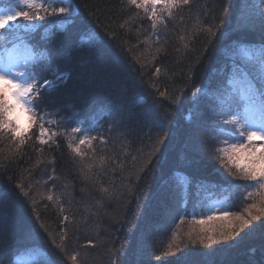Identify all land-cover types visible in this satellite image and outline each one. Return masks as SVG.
<instances>
[{
  "label": "trees",
  "instance_id": "1",
  "mask_svg": "<svg viewBox=\"0 0 264 264\" xmlns=\"http://www.w3.org/2000/svg\"><path fill=\"white\" fill-rule=\"evenodd\" d=\"M9 1L0 0V6ZM59 2L71 5L69 16L49 17L45 22L19 20L11 22L17 25L14 29L0 30V46H6L10 38L12 41L24 38L40 53L47 68L42 73L43 79L53 81V87L45 93L44 103L39 107L54 113L50 117L53 122L46 127L49 134L57 133L52 138L55 142L50 140L43 146L34 133L30 144L20 149L12 147L14 151L7 152L0 148V264H14L16 258L30 252L40 254L35 264H73L71 256L85 242L90 251L89 264H112L115 257L119 264H180L178 258L184 254L179 257L174 254L172 259L163 256L164 243L172 237L176 221L198 215L214 200L223 202L226 211L237 216L264 196L261 189L242 187L254 182L222 178L216 163L205 160L195 146L198 130L208 136V143L213 144L212 136L221 141L232 140L231 135L214 131L209 122L213 110H219V101L202 97L194 113L195 121L184 118L193 107L192 92L202 81L210 79L215 83L228 75L232 65L222 55L226 46L237 40L260 44L264 34L240 26L237 20L240 0L232 4L222 34L211 44L209 34L201 29L215 30L221 23L226 0H191L190 5L174 9L171 19L164 13L166 25L159 24L156 30L145 12L129 7L127 0ZM247 3L249 16L264 11L259 0ZM42 12L43 9L40 14L44 15ZM190 12L195 21L193 27L185 21ZM175 25L187 29L181 34L179 48L175 49L173 42L156 40L159 34L175 29ZM92 29L99 32L95 41L90 35ZM150 45L154 48L156 67L161 69L159 74L154 73L151 64L145 67V59L140 57L142 64L139 58L143 47ZM160 92L169 97L182 93L181 104H169L160 97ZM153 106L163 128L145 115ZM70 122H83L82 127L97 122L104 138L113 133L118 138L114 146L107 147L116 149L117 159L108 163L105 170L108 177L100 183L101 186L109 183L107 189L113 193L111 198L101 194L102 213L64 208L66 202L57 197V190L52 201L46 198L40 203L39 199H33L36 205H32L31 191L39 174L42 173L43 179L52 173L65 174L77 181L73 170L76 159L68 144L71 142L75 147L79 142ZM164 129H170V135L163 144H158ZM157 147L160 151L153 155ZM141 168L145 170L141 172ZM137 175L142 178L137 180ZM17 183L23 185L27 196L16 188ZM181 186L185 187L183 204ZM249 192L252 197L245 199ZM65 216L68 220H64ZM256 228L255 233L217 246L214 252L204 246L189 248L185 259L190 264H264V223ZM61 229L67 230L65 242L61 241L64 235ZM146 229L150 232L147 237L143 236ZM97 233L102 235L101 241H96ZM145 244L150 247L145 252L142 249L141 255L138 252ZM79 262L78 258L76 264ZM82 264H87V259H82Z\"/></svg>",
  "mask_w": 264,
  "mask_h": 264
},
{
  "label": "snow or ice",
  "instance_id": "2",
  "mask_svg": "<svg viewBox=\"0 0 264 264\" xmlns=\"http://www.w3.org/2000/svg\"><path fill=\"white\" fill-rule=\"evenodd\" d=\"M235 0H226L223 6V14L221 17V23L218 24L213 30L212 27L207 29H201L206 31L210 39L208 43L214 42V39L222 34L223 23L225 17L230 11V8ZM191 0H127L129 7H134L138 10H143L147 19L152 21V28L156 30L159 24H166L164 13H167V18L171 19L173 16L174 9H180L183 6L190 5ZM260 4H264V0H259ZM157 7L161 9V12L157 13ZM249 5L247 0H240V8L238 9L237 20L245 30H254L256 25H259V29L264 34V12H259L258 18H253L247 14ZM43 9L45 15L40 14V10ZM35 10V11H32ZM71 5H64L62 2L54 3L51 11H49L43 5H37L34 0H17L15 4H10L7 8L0 7V30L14 29L17 27L15 23L19 20L25 22H45L49 17H67L71 14ZM7 26V29H6ZM28 25H24L27 27ZM124 27V25H120ZM92 40L95 41L99 38V32L95 29L90 30ZM114 38V37H113ZM183 39V38H181ZM147 42V41H145ZM231 62V67L228 68V75L213 83L212 80L206 79L202 81L192 92V104L193 107L188 110L189 115L185 116L186 120L190 122L195 121L196 113L200 99L212 98L218 100L222 105H227V111H221L220 120L218 121L217 131L228 125H236L237 128L229 129V134L234 137V142H231L228 147L218 149L221 153V160L227 159L231 164L233 161L230 153L243 152L249 158V164L244 166L242 169L239 164L236 165L239 171V176L234 177L245 181L254 182L252 185H243L242 187H258L264 189V144H261L260 148H256L253 141L260 140L264 141V40L261 41L259 47L251 45L247 42L235 41L233 44L226 46L222 53ZM47 71L44 62L39 59H34L33 66L28 69L27 66L21 70L14 64L6 63L3 67H0V134L6 135L11 134L10 139L15 144L17 149H20L26 144V137L19 135L22 129L21 116H25L29 124V129L33 126L38 128V135L36 140L40 145L49 144V141L55 142L52 138L57 135L56 132L49 134L46 125L53 121L50 117L54 114L48 111L46 108L41 109L40 104L44 103L45 93L53 87V81L43 79L42 73ZM161 69L156 68V74H159ZM61 77H57L60 79ZM160 97L167 100L169 104L179 106L182 102L183 94L180 96L169 97L166 92H160ZM55 114H59V110H55ZM146 117L152 121L157 127L163 128L162 122L158 119V111L156 106H153L145 113ZM167 115V114H166ZM57 124H62L63 121H54ZM83 122L71 123L70 127L73 133L80 134L81 138L79 143L73 147L72 143L69 142L68 147L76 157L83 160L84 156L81 152V145L88 144L89 148L92 147V140L96 137H89L88 133L94 131L90 127H82ZM199 127V125H195ZM170 129H164V135L157 141L158 144H163L164 140L170 135ZM246 141H241L239 137L245 136ZM48 137L45 139V137ZM28 136L27 139H31ZM105 143L103 139L100 141ZM228 143V141H225ZM159 147L155 148L153 155L159 153ZM259 151L260 155H256ZM54 163V161H53ZM148 163H152L151 160ZM103 164V158L101 159ZM223 166V165H222ZM88 171H91L92 165H88ZM145 169L141 168L143 172ZM232 175L231 172H229ZM142 177L137 175L136 179L139 180ZM53 179V177H49ZM235 187L239 188L240 185ZM16 188L21 190V194L27 196V191L23 190L21 183L16 184ZM100 191L106 194L109 198L112 197L113 193L109 192L107 188H101ZM184 192L185 187L180 188V199L181 204L184 203ZM253 193L249 192L245 199L251 198ZM49 201L53 200V196L47 197ZM57 203L59 199L57 198ZM256 209L259 215H253L252 210ZM63 211V209H61ZM245 211L248 213L250 219H245L243 216H235L234 220L239 222V228L243 231L248 228L251 220H258L261 216H264V206L257 207L256 203L249 205ZM233 218L229 216L228 212L225 211L223 215L215 216L208 215L206 219H198L195 222L200 225H204L214 220H228L231 221ZM64 220H68L65 216ZM63 223V221H62ZM235 224L230 223L229 229L235 227ZM251 230V229H250ZM64 235L61 236V241L65 242L68 239L67 230L61 229ZM205 229L201 228V232ZM211 231V230H209ZM220 235L214 237L209 234L207 236L201 235L198 237L199 243L207 247H211L214 244L221 243L233 239V233L223 227L217 229ZM237 235L239 233H236ZM195 243V241H193ZM91 246V242L89 243ZM62 247V245H58ZM26 251V250H25ZM78 253L71 256L73 264H76L78 259ZM184 256L179 257L178 261L180 264H190ZM87 259V258H85ZM112 264H119L118 257L112 260Z\"/></svg>",
  "mask_w": 264,
  "mask_h": 264
},
{
  "label": "rangeland",
  "instance_id": "3",
  "mask_svg": "<svg viewBox=\"0 0 264 264\" xmlns=\"http://www.w3.org/2000/svg\"><path fill=\"white\" fill-rule=\"evenodd\" d=\"M16 1L10 0L7 2L6 5L0 6L7 8L10 4H15ZM34 3L37 5H46L49 8H47L49 11H51V8L54 3H58V0H34ZM161 9L157 7V13L159 14ZM174 11V10H173ZM264 12V11H260ZM166 13V12H165ZM42 14L45 15L44 11ZM142 14V13H141ZM188 18L185 19L187 24H189L191 27H193L194 24V18L191 16V12L188 13ZM258 15L254 16V13H252L250 16L253 18H258ZM175 18H177V15H174ZM167 18V17H166ZM165 20L167 21V19ZM180 21V17L178 18L177 23ZM184 21V22H185ZM11 23V22H10ZM163 25V24H160ZM166 25V24H164ZM168 27V26H167ZM255 29L259 30V25L257 24ZM182 26L175 25V29L166 30L164 33L159 34V38L156 39L158 42L161 40V43L165 42L167 44L168 42H173L175 44V49L182 43L181 40V34L183 32ZM161 32V31H160ZM261 32V31H260ZM155 41V40H154ZM4 43V42H2ZM257 45V46H256ZM254 46L259 47L260 44H256ZM154 48L144 46L143 49L140 51V57H143L146 62L145 67L148 64H151L154 69V73L156 72V66L157 61L154 58ZM34 59L40 58V53L35 51V49L31 46L30 42L24 38H19L15 41L8 40V43L6 46L1 45L0 46V67H3L6 63L14 64L17 67H19L21 70H23L26 66L28 69H31L33 66ZM142 58H140L141 60ZM141 63L143 64V60H141ZM147 69V68H146ZM147 73V71H145ZM218 101V100H217ZM219 110L214 109L213 114L209 116V122L212 123L214 131L217 129L218 121L220 120V113L221 111L226 112L227 111V105H222L219 102ZM30 122L25 116H21V126L22 129L26 131H21L19 135H23L26 137V145L30 144V139H27L28 136H33L34 133H36V128L33 126L31 130L29 129ZM83 127H90L94 129V131L88 133L89 137H96L95 140H92V147L89 148L88 144L81 145V152L84 156L83 160L81 158L76 157L73 154V157L76 159V166L73 167L74 174L77 176V181L70 180L69 176L64 175H56L54 173L51 174L50 177H53V179L44 178L42 177V173L38 176V181L35 183L32 191H31V200L32 205H36L35 202H33V199L40 200V203H44L45 199L49 196L54 194V192L57 190L59 192V195L57 197L64 198L62 202H66V207H70L74 209V212H80L83 208H86L89 213L96 214L98 211L99 213H102L104 208L101 205V195L102 192L100 191L101 188H107V185L109 186V183L101 186L100 183L103 179H107L108 173L105 171L107 169V165L110 162H113L115 159H117L116 155V149H108L109 144H115V140H117V136L115 133L112 135H109L108 137L104 138L105 134L99 132V125L96 123H93L91 125H84ZM237 128L236 125H228L224 126L223 129L219 130L221 133L229 134V129H235ZM230 135V134H229ZM0 138V148L3 151H14L12 147L15 149V144L11 141L10 136L11 134L2 135ZM74 136L77 138L76 142H79V139L81 136H79L77 133L74 134ZM232 136V135H231ZM214 141L212 143H208L209 138L206 134L203 133L202 130H198L196 136H195V146L199 150L200 153L204 154V159L208 160V162L214 161L216 163L215 168L218 169V172L222 178L227 179H233L234 177L239 176V171L237 170L236 165L239 164L241 169L249 164V158L247 155H245L243 152L240 153H230L233 157V161L230 164L229 161L225 158L221 160V153L218 151V149L228 147L231 142H234V137L232 136V140L228 143H225V141H221L220 139L216 137H211ZM101 139L105 141V143H101ZM241 141H246V134L245 136L239 137ZM198 140V141H196ZM207 141V142H205ZM200 142V143H199ZM253 144L256 146V148H260L261 144H264V141L256 140L253 141ZM17 149V148H16ZM264 150V149H261ZM193 153V150L191 151ZM196 153V152H195ZM256 155H260V152L257 151ZM208 157V158H206ZM103 158V164H101V159ZM74 164V165H75ZM88 165H92L91 171H88ZM223 165V166H222ZM229 172L232 173V175L229 174ZM218 178H221V177ZM259 190L258 187H254ZM261 191L264 192V189H261ZM47 200V199H46ZM104 200V199H102ZM34 203V204H33ZM257 204V207L264 206V196L262 199L256 200L254 202ZM103 204V202H102ZM43 205V204H42ZM223 202H220L218 200H214L210 202V205L207 206V209L205 211L198 212V215L192 214L191 217L184 219H179L176 221L177 226L175 227V230L170 236H172L169 240H166L164 243V257H169L172 259V255H176L175 257H179L182 254H185L189 248L196 249L198 247L204 246L206 249H210L211 252L215 251V248L220 245H225L228 242H231L232 240H237L239 238H242L243 235H247L248 233H255L258 228L255 229V226L260 225L261 223H264V216H261L258 220H251L248 228H245L243 231L239 228V222L234 220L233 215L229 216L233 219L231 221L228 220H214L211 222H208L204 225L197 224L195 221L198 219H206L208 215H215L220 216L223 215V213L226 211V208L223 207ZM253 215H259L258 211L256 209L252 210ZM194 215V216H193ZM237 216H243L245 219H250L248 216V213L244 211L243 213L237 215ZM261 222V223H260ZM235 224L236 226L229 229V224ZM52 227V226H51ZM225 228L227 230H230L233 233V239L223 241L218 244H214L211 247H207L205 245H201L199 243L198 237L201 235L207 236L209 234L213 235L214 237H219L220 233L217 231L219 228ZM201 228L205 229L204 232H201ZM251 229V230H250ZM211 230V231H209ZM256 230V231H255ZM103 232V231H101ZM149 230L146 229L143 232V236H149ZM236 233H239L238 235ZM100 236H102L100 233H97L96 241H101ZM195 241V243H193ZM88 242H85L84 246L81 248L76 247L75 254H79L78 258L80 260L79 264H82V259L86 261L85 258H87V264H89V255L90 252L88 249L85 248V245ZM149 245H142L141 249L139 250V254H143L145 252L144 249H148ZM144 250V252H141V250ZM142 250V251H143ZM40 254L36 252H30L26 255L19 256L16 258L14 264H35V262L38 261Z\"/></svg>",
  "mask_w": 264,
  "mask_h": 264
}]
</instances>
